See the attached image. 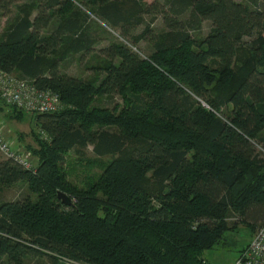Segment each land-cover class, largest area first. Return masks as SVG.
I'll return each instance as SVG.
<instances>
[{"label": "trees", "instance_id": "obj_1", "mask_svg": "<svg viewBox=\"0 0 264 264\" xmlns=\"http://www.w3.org/2000/svg\"><path fill=\"white\" fill-rule=\"evenodd\" d=\"M20 1L0 0V12L9 15ZM32 6L35 17L16 16L0 36V70L57 93L64 109L37 115L36 127L49 138L40 142L36 167L0 155V182H25L29 191L0 204V259L209 264L205 252L238 225L230 219L253 230L264 225V0ZM147 15L164 25L158 33L146 25L134 39H148L150 57L117 41L91 67L105 75L100 83L62 73L63 64L94 53L98 22L126 42ZM254 33L248 56L235 66ZM98 96H120L124 106H96ZM228 108L227 117L220 114ZM89 150L110 161L88 184H75L67 155Z\"/></svg>", "mask_w": 264, "mask_h": 264}, {"label": "rangeland", "instance_id": "obj_2", "mask_svg": "<svg viewBox=\"0 0 264 264\" xmlns=\"http://www.w3.org/2000/svg\"><path fill=\"white\" fill-rule=\"evenodd\" d=\"M81 2L82 0H76ZM152 2L153 0H148ZM238 2H244L245 0H236ZM34 0H22L15 4L11 8L9 15H5L3 12H0V36H2L7 28V26L12 22V20L18 16H27L31 15L35 17L37 15L36 11L33 9ZM94 21H97L96 17H92ZM58 20V18H57ZM144 24L133 29L129 35L126 42L122 39L119 33H116L106 27L105 24L98 22L99 25L96 27L94 25L95 35L99 43L95 46L93 54L88 56H76L74 60H71L62 65L61 71L64 74H67L71 77L82 79V80H93L95 82L102 81L104 76H100L96 71L92 70L91 67L97 66L103 63L105 60L102 51L110 46L112 43L117 41L127 44L131 49H136L141 57H150L151 56V44L146 40L140 41L138 44H135L134 39L142 34L146 25H151V28L156 31V33L161 32L164 29L162 18L154 15H147L144 17ZM210 29V23L205 22L203 35L207 34ZM256 39V33L251 37H247L243 40V44L240 45L237 52L236 65H239V62L248 56V51H250V45ZM129 40V41H127ZM133 43L136 45L134 46ZM18 75V74H16ZM96 106H108L114 108V106L119 105L120 110L122 109L123 102L120 96L114 97V99H109L98 96ZM1 106V105H0ZM205 106V105H204ZM1 116L5 126V136L7 141H9L14 150L31 155L32 167H36L38 164V157L36 152L40 149V142L43 140L39 129L36 127L37 124V115L29 114L25 112H18L13 110L10 107H1ZM231 108L228 110H221L220 114L224 117H227L230 114ZM227 113V114H226ZM35 153V154H34ZM110 161V158H97L91 150L86 153L85 156H79L76 152L71 151L67 155V161L65 168L69 173V177L72 182L78 185L88 184V179L97 178L103 171L105 164ZM29 195L28 187L25 182H21L16 185H3L0 182V204L10 201L22 200ZM229 223L231 226L238 223V225L233 228V230L226 231L224 239L220 244L205 252L203 258L209 264H235L236 261L241 257L243 251L251 244L256 234V230H253L252 226L248 223H242L238 219H230ZM40 260H30V262H39ZM44 264L47 262L41 261ZM0 264H8L7 258L0 259ZM60 264H75L68 261H62Z\"/></svg>", "mask_w": 264, "mask_h": 264}, {"label": "built area", "instance_id": "obj_3", "mask_svg": "<svg viewBox=\"0 0 264 264\" xmlns=\"http://www.w3.org/2000/svg\"><path fill=\"white\" fill-rule=\"evenodd\" d=\"M134 50L138 51L136 48ZM0 105L34 115L54 114L64 109V104L57 93L40 90L31 81L2 70H0ZM4 130V122L0 115V155L4 159H12L23 167L32 169L31 155L14 150L7 141ZM39 133L43 139L48 140L49 137L45 132ZM256 231L253 241L235 264H264V225Z\"/></svg>", "mask_w": 264, "mask_h": 264}, {"label": "water", "instance_id": "obj_4", "mask_svg": "<svg viewBox=\"0 0 264 264\" xmlns=\"http://www.w3.org/2000/svg\"><path fill=\"white\" fill-rule=\"evenodd\" d=\"M58 196H59V199H61L62 202L66 204L67 206H72V207L74 206L72 199L67 194L63 192H59Z\"/></svg>", "mask_w": 264, "mask_h": 264}, {"label": "crops", "instance_id": "obj_5", "mask_svg": "<svg viewBox=\"0 0 264 264\" xmlns=\"http://www.w3.org/2000/svg\"><path fill=\"white\" fill-rule=\"evenodd\" d=\"M211 62L213 63V61H211ZM3 119L5 120V118L2 116V120H3Z\"/></svg>", "mask_w": 264, "mask_h": 264}]
</instances>
